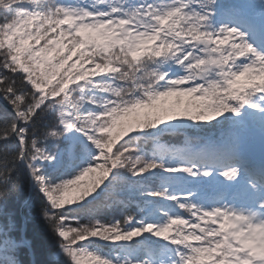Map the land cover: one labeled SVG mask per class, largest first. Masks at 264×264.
Masks as SVG:
<instances>
[{"label": "snow or ice", "instance_id": "snow-or-ice-1", "mask_svg": "<svg viewBox=\"0 0 264 264\" xmlns=\"http://www.w3.org/2000/svg\"><path fill=\"white\" fill-rule=\"evenodd\" d=\"M0 264H264V0H0Z\"/></svg>", "mask_w": 264, "mask_h": 264}, {"label": "trees", "instance_id": "trees-1", "mask_svg": "<svg viewBox=\"0 0 264 264\" xmlns=\"http://www.w3.org/2000/svg\"><path fill=\"white\" fill-rule=\"evenodd\" d=\"M29 235H34L36 236L38 241H44L46 240V237L44 235L43 228L40 224L38 223H29Z\"/></svg>", "mask_w": 264, "mask_h": 264}]
</instances>
